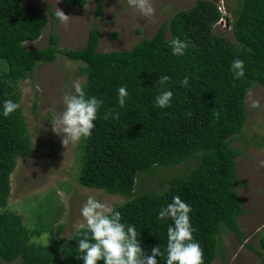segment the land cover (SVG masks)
I'll return each instance as SVG.
<instances>
[{
  "label": "trees",
  "instance_id": "trees-1",
  "mask_svg": "<svg viewBox=\"0 0 264 264\" xmlns=\"http://www.w3.org/2000/svg\"><path fill=\"white\" fill-rule=\"evenodd\" d=\"M61 1L75 9L88 3ZM230 11L237 42L215 30L221 16L216 1L197 0L190 8L174 12L152 37L127 50L101 51L96 24L82 48L61 49L59 36L52 32L48 47L30 49L25 43L42 36L50 14L24 0H0V103L11 99L20 104L19 82L59 53L85 63V91L104 103L93 122L92 136L82 141L79 181L128 197L114 208L122 222L135 225L141 247L149 255L152 247L166 249L167 226L172 221H160L157 214L176 195L191 205L193 237L203 249L204 264H214L224 226L239 238L244 236L238 216L245 204L236 189L243 184L237 175L240 150L232 141L247 121L246 90L252 89L254 81L264 86V0H237ZM103 12L102 1L95 0V20ZM175 37L189 42L182 57L171 53L169 41ZM235 57L245 66V77L239 80L229 70ZM160 75L171 77L168 88L173 91L171 106L164 109L155 107ZM185 76L190 77L189 86L181 87ZM121 86L128 93L124 107L118 104ZM109 112L118 115L105 119ZM31 148L21 106L8 117L0 115V257L9 263L19 259L20 264H83L77 247L86 226L68 238L60 236L62 227L52 228L48 243H37L32 238L45 228H29L21 214L7 208L11 175L18 159L28 156ZM193 158L195 167L171 178L166 190L138 191L143 172L154 173ZM37 203L46 214L60 213V207L46 200ZM259 243L261 248L255 250L264 264V234ZM157 259L165 264L166 253Z\"/></svg>",
  "mask_w": 264,
  "mask_h": 264
},
{
  "label": "rangeland",
  "instance_id": "rangeland-1",
  "mask_svg": "<svg viewBox=\"0 0 264 264\" xmlns=\"http://www.w3.org/2000/svg\"><path fill=\"white\" fill-rule=\"evenodd\" d=\"M102 16L95 20V0H88L84 8H73L61 0H24L26 5H40L50 14L42 36L25 45L40 49L50 45L51 33L59 36L61 49L82 48L89 37L91 26L100 28L101 51L127 50L144 37H152L160 25L181 9L190 8L197 0H154L155 15L148 19L129 7L127 0H101ZM218 1V0H214ZM232 10L237 0H225ZM62 11L68 19L61 22L57 15ZM52 23L54 27L52 28ZM221 26V27H220ZM215 30L237 42L233 29L224 24ZM140 31V32H139ZM84 62L68 59L59 53L52 62H41L31 74L19 82L20 106L27 120L32 148L28 156L20 157L11 175V195L7 208L21 214L31 229L45 228L34 242L47 244L52 228L62 227L61 237H71L85 224L80 209L89 196L102 203L117 206L128 197L109 193L104 189L87 187L80 183L82 142L62 144V137L52 130V120L63 111L62 95L73 93V84L82 86L87 74ZM252 100L259 101V108H252ZM247 121L242 133L235 136L232 146L240 150L237 157V175L243 184L237 192L245 204V211L238 216L244 234L239 238L227 226L220 237L221 249L214 264H263L255 249H260V236L264 234V86L254 81L251 96L246 97ZM197 164L196 159L157 168L154 173L143 172L138 180V191L162 192L170 179L186 173ZM61 208L53 214L38 205L39 201ZM0 259H2L0 257ZM3 260V259H2ZM5 261V260H3ZM6 264H20L19 259Z\"/></svg>",
  "mask_w": 264,
  "mask_h": 264
},
{
  "label": "clouds",
  "instance_id": "clouds-1",
  "mask_svg": "<svg viewBox=\"0 0 264 264\" xmlns=\"http://www.w3.org/2000/svg\"><path fill=\"white\" fill-rule=\"evenodd\" d=\"M220 0L216 1V4ZM225 1V0H224ZM129 7L138 12L141 17L151 19L155 15L154 0H127ZM227 14L220 17L216 22L219 27V20L225 17L228 26L233 29V15L227 7ZM57 16L61 22H66L68 16L62 11H57ZM221 27V26H220ZM171 53L174 56L182 57L189 47L187 40L175 37L169 41ZM230 72L233 79L239 80L245 77L244 61L239 57L233 58L230 65ZM189 76H185L181 81V87L189 86ZM171 77L160 75L158 84L160 92L155 96V107L164 109L171 106L173 91L168 88ZM74 94L65 92L62 95L63 111L57 114L52 120V130L62 137V144L66 147L69 144H78L87 140L93 134L96 125L93 123L98 119V111L104 103L96 96H88L85 87L79 82L73 84ZM118 104L124 107L127 90L124 86L117 89ZM246 94L251 96V89L246 90ZM252 108H259L258 100H252ZM0 115L8 117L20 108V104L11 99H5L0 103ZM109 115H118L112 112L105 114V119ZM259 165L264 167V160L259 161ZM84 218L87 231L81 233L82 238L78 240V256L83 264H159L158 257L165 256V264H204L203 249L194 239L195 229L191 224V205L182 200L179 195L173 196L172 201L162 206L157 214V219L166 221L171 219L172 223L167 226V245L164 251L160 245L152 247L149 255L142 249L137 235L136 227L121 221V214L113 206L102 203L93 196H89L80 209ZM0 264H6L0 259Z\"/></svg>",
  "mask_w": 264,
  "mask_h": 264
},
{
  "label": "built area",
  "instance_id": "built-area-1",
  "mask_svg": "<svg viewBox=\"0 0 264 264\" xmlns=\"http://www.w3.org/2000/svg\"><path fill=\"white\" fill-rule=\"evenodd\" d=\"M217 7H218V10L223 14H227V8H226V5H225V1L224 0H220L218 3H217ZM219 23L220 24H224L225 27H227L229 24H228V20L225 18V17H222L220 20H219Z\"/></svg>",
  "mask_w": 264,
  "mask_h": 264
}]
</instances>
